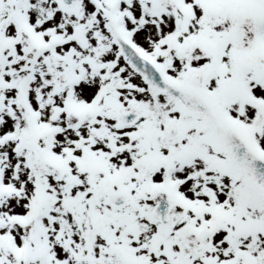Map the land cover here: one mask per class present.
Here are the masks:
<instances>
[{
	"label": "snow or ice",
	"instance_id": "6c2138e0",
	"mask_svg": "<svg viewBox=\"0 0 264 264\" xmlns=\"http://www.w3.org/2000/svg\"><path fill=\"white\" fill-rule=\"evenodd\" d=\"M0 264H264V0H0Z\"/></svg>",
	"mask_w": 264,
	"mask_h": 264
}]
</instances>
